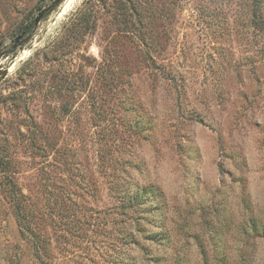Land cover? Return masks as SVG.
Listing matches in <instances>:
<instances>
[{
    "label": "rangeland",
    "instance_id": "obj_1",
    "mask_svg": "<svg viewBox=\"0 0 264 264\" xmlns=\"http://www.w3.org/2000/svg\"><path fill=\"white\" fill-rule=\"evenodd\" d=\"M52 1L0 0V264H39L12 192L48 264H264V0H88L78 40L64 0L21 35ZM115 176L149 200L137 244Z\"/></svg>",
    "mask_w": 264,
    "mask_h": 264
},
{
    "label": "trees",
    "instance_id": "obj_2",
    "mask_svg": "<svg viewBox=\"0 0 264 264\" xmlns=\"http://www.w3.org/2000/svg\"><path fill=\"white\" fill-rule=\"evenodd\" d=\"M138 3L139 0H121L120 5L115 9V16L117 15V17H119L123 23H126L128 22V19L130 20V16L135 14L136 17H138V23H140L141 14L138 8ZM93 16V7L89 4L88 0L84 1L80 7H77L75 11L71 13V16L69 17V20L67 21L62 32L64 34L63 39H81V36L86 34V32L95 26V21H92L90 24V20L91 18L93 19ZM259 26H261V28L264 30V25ZM33 27V21H29L23 25H20L19 30L21 35H29L33 33ZM141 43L144 42L141 41ZM10 50L7 51L8 54ZM35 54H37V52H35ZM116 57L119 59L118 55ZM142 61L143 59L141 58L139 51L138 55L136 56V60L134 58V64L138 66V63H141ZM120 77L121 76H118L117 78ZM98 118H102L98 121V126H100L102 129H104L105 126H109L113 123L110 121V118L106 119L103 117H97V119ZM112 118L114 117H111V119ZM8 160L9 159L7 156L0 154V173L4 178H10L9 181H12L13 171L8 168ZM114 178L115 179L113 183H111L109 190L115 194V197L118 200L117 202L119 210L130 221V226L133 228L130 233L128 232L123 234V238L126 240L130 238L131 241L129 242L133 241L137 244L138 239L136 234L140 233L144 228V224L149 221L148 217L150 207L147 203L149 200L146 198V195H144V193L138 189V187L132 189L130 186L125 185L124 182H122V179H119L118 176H115ZM30 205L31 204L28 203L26 197H24L22 194H18L16 192L11 193V206L13 209V214L22 236H25L31 243L33 248V256L38 261V263L48 264L44 261V259H50L53 257L51 237L40 230L42 228L40 224H42L43 219L40 220V212L34 209V204L33 208H31ZM80 224L81 223L78 222L76 225L75 229H77V232H79V228L81 229L82 225ZM124 243L126 242L124 241Z\"/></svg>",
    "mask_w": 264,
    "mask_h": 264
},
{
    "label": "water",
    "instance_id": "obj_3",
    "mask_svg": "<svg viewBox=\"0 0 264 264\" xmlns=\"http://www.w3.org/2000/svg\"><path fill=\"white\" fill-rule=\"evenodd\" d=\"M64 0H53L51 5L49 7H47L46 9H44L43 11H41L38 15V17L35 19V25L37 24V22L39 21V19L42 16H45L48 12L54 10L55 8L59 7Z\"/></svg>",
    "mask_w": 264,
    "mask_h": 264
},
{
    "label": "bare ground",
    "instance_id": "obj_4",
    "mask_svg": "<svg viewBox=\"0 0 264 264\" xmlns=\"http://www.w3.org/2000/svg\"><path fill=\"white\" fill-rule=\"evenodd\" d=\"M66 1H69V0H66ZM74 2V1H73ZM70 3V2H69ZM66 4V3H65ZM68 7V6H67ZM70 7V6H69ZM65 9V8H64ZM65 12V11H64Z\"/></svg>",
    "mask_w": 264,
    "mask_h": 264
}]
</instances>
